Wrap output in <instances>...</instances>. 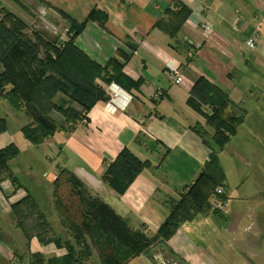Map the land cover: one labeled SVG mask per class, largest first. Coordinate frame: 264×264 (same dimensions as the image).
Returning <instances> with one entry per match:
<instances>
[{"label":"crops","instance_id":"crops-1","mask_svg":"<svg viewBox=\"0 0 264 264\" xmlns=\"http://www.w3.org/2000/svg\"><path fill=\"white\" fill-rule=\"evenodd\" d=\"M22 1L0 0V7L25 22V18L7 7L12 2L26 14L29 0ZM37 1L38 10L61 11L79 24L86 21L93 9L104 13V25L87 20L73 37V44L101 66L115 60L121 76L119 80L96 79L104 99L97 100L75 123L65 122L61 115L56 121L51 113L53 122L63 128L37 145L31 144L21 130L28 123L22 116L27 106L15 110L0 95L16 116L15 127L21 135L10 131L5 118L0 149L13 143L19 153L8 162L16 183L9 178L0 180V264H30L35 254L46 261H61L66 255V249L53 241L42 243L35 236L26 238L16 225L12 208L27 193L32 194L55 230L69 240L53 198V181L62 168L74 173L93 196L111 206L131 229H142L153 236L212 152H216L224 173V194L226 174L222 156H243L234 143L237 136L242 134L255 159L264 160V0ZM64 20L67 31L69 23ZM204 20L212 25V33L202 28ZM247 39H254L253 47L246 44ZM168 64L179 68L183 75L180 84L168 79ZM108 73H113L112 66ZM199 77L228 96L233 105L225 110L229 115L234 109L244 112L236 133L222 148L216 147L211 137H206L208 144L205 143L193 129L198 126L206 133L211 131V136L214 134L203 116L210 115L212 107L202 104L201 114L188 104L191 88ZM111 84L131 95L128 103L124 95L115 104L109 103L106 89ZM123 148L148 160L150 166L134 178L123 194H118L104 182L103 175ZM242 159L246 167L251 166L248 159ZM31 162L38 168L31 166ZM244 181L246 178L241 183ZM198 215L207 219L216 216L221 233L201 234L197 238L201 242L192 238L188 224ZM221 241L220 262L209 243L214 246ZM165 243L184 264H264V188L253 199L239 197L226 202L222 213L210 208L196 214L182 222ZM91 264H101L95 251ZM124 264L156 263L143 253Z\"/></svg>","mask_w":264,"mask_h":264},{"label":"trees","instance_id":"trees-1","mask_svg":"<svg viewBox=\"0 0 264 264\" xmlns=\"http://www.w3.org/2000/svg\"><path fill=\"white\" fill-rule=\"evenodd\" d=\"M1 9L10 16V27L6 21H0V95L3 94L15 110H23L27 106L36 113L39 122L34 125L28 122L21 130L31 144L37 145L58 128H63L53 122L51 113L57 111L65 118V122L75 123L97 100L104 99L96 79L119 80L121 75L115 60L101 66L73 44V37L81 31L87 20L104 25L106 15L93 9L86 21L79 24L57 11L69 23L67 40L56 46L54 43L45 45L41 42L35 45L28 39L29 35L24 33L28 26L19 19L13 20L11 13ZM184 17L185 14L182 19ZM7 36H12L13 41ZM39 49H43V52ZM109 66L113 68L112 74L108 73ZM58 94L66 95L69 104L64 99L58 104L56 101L61 99ZM71 101L79 105L82 116L70 107ZM188 104L201 114L202 104L212 107L210 115L203 116L206 124L214 130L211 138L218 148L229 141L243 121V111L235 112L234 109L231 115L225 111L233 107L232 102L222 90L204 77L195 80ZM193 129L208 144L203 128L196 126ZM5 130L6 119L0 116V133ZM18 153V147L13 143L0 149V180L9 178L16 183L8 162ZM148 166V160H141L129 149L123 148L115 160L107 165L103 180L118 194H123L134 178ZM223 181L224 173L218 157L216 152H212L193 183L171 206L169 216L159 227L156 237L166 242L182 222L208 211L209 198L217 186H223ZM53 198L55 211L61 226L70 236L69 240L63 239L55 230L32 194L27 193L22 200L12 205L16 225L26 238L35 236L42 243L53 241L66 249V255L61 261H46L41 255L35 254L31 256L30 264H91L93 251L97 253L101 264H124L130 258L146 252L150 241L144 231L131 229L111 206L93 196L86 185L66 168L60 169L53 181Z\"/></svg>","mask_w":264,"mask_h":264},{"label":"rangeland","instance_id":"rangeland-1","mask_svg":"<svg viewBox=\"0 0 264 264\" xmlns=\"http://www.w3.org/2000/svg\"><path fill=\"white\" fill-rule=\"evenodd\" d=\"M22 2L25 3V0ZM36 3H38L37 0H29L26 14L25 10H23L17 5H14L12 2L8 4L7 7L9 8V10L13 11L17 15L25 18L26 21L24 22L21 18L16 17L13 14L11 15L13 20L14 18L19 19L28 26L26 29H24V33L26 36L29 35L28 39L35 43V45L40 44V42L45 45H53V43L55 46L56 44L61 45V43L63 41H66L67 39V26L64 18L59 13H56L52 10H38ZM2 10L3 9H1L0 7V21H6V24L10 27V24L8 22L10 16L8 17ZM7 37H9L10 41H13L12 36ZM37 38H39V41ZM40 51L43 52V49H41ZM58 98H61L56 101L58 104L61 102L60 100L62 99L67 101L68 104L70 102L66 95L58 94ZM65 107H67V105ZM70 107L80 112V116L83 115V112L80 111V107L78 104H75L71 101ZM12 113L13 111L10 110V107L3 102L2 98H0V114L5 116V118L7 119V123L9 124L10 131L17 136L20 134L15 127V125L17 124L15 121L16 116ZM52 114L54 115V119H56L57 121V116L60 115V113L53 112ZM22 116L24 117L23 121H25L26 118L27 121L30 122L32 125H34V123L36 124L39 122L37 121L38 117L36 116V113L29 110L28 108L22 113ZM205 137H212L211 131H208L205 134ZM243 138L244 137L242 136V134H240V136H237L235 138L236 140H234V143L236 145H239L243 156L236 157L232 156L231 154H224L222 156L223 169L226 174L225 208L226 202L228 203L233 199L239 197H241L242 199H253L254 196L258 194V190H262V188H264V160L255 159V156L251 155L252 151L247 147L246 141ZM228 156H230L231 159ZM242 158L248 159L250 161L251 166L246 167L245 160ZM31 166H33L32 162ZM36 166L39 165H34L33 167L38 168ZM40 167H43V165H41ZM241 175L243 177H240ZM245 178L246 181H244V183H241ZM218 187L220 186H217L216 188ZM218 221L219 220L216 216L209 217L207 219L202 215H198V217L194 219L191 224H188V232L190 233L192 238L201 242V240L197 239L201 236V234L206 235L207 233L209 235H217L218 233H221ZM144 233L150 241L144 254L150 256L154 263L184 264L180 257L177 256L172 250H170L169 247L166 246L165 241H163L160 237H156V235L150 236L145 231ZM218 244H215L216 246H213L209 243V248L214 254V257L221 262L223 253L222 241L218 242Z\"/></svg>","mask_w":264,"mask_h":264},{"label":"built area","instance_id":"built-area-1","mask_svg":"<svg viewBox=\"0 0 264 264\" xmlns=\"http://www.w3.org/2000/svg\"><path fill=\"white\" fill-rule=\"evenodd\" d=\"M201 26L205 30L206 33L213 32L212 25H210L207 21L205 20L202 21ZM246 44L250 47H253L254 39H247ZM166 75L168 79L174 84H180L183 80V75L180 73L179 68L174 67L171 64L167 65ZM106 94L109 97L110 104H115L116 100L123 95L126 97L125 103H128L129 100L131 99L130 94L127 96L125 92L115 84H111L109 87H107ZM209 205H210V208L217 213H222L225 210V194H224V189L222 186L215 189V192L209 198Z\"/></svg>","mask_w":264,"mask_h":264},{"label":"water","instance_id":"water-1","mask_svg":"<svg viewBox=\"0 0 264 264\" xmlns=\"http://www.w3.org/2000/svg\"><path fill=\"white\" fill-rule=\"evenodd\" d=\"M222 216V215H221Z\"/></svg>","mask_w":264,"mask_h":264}]
</instances>
